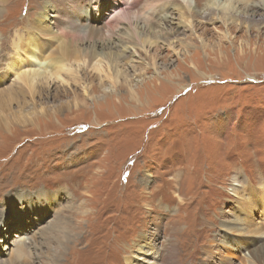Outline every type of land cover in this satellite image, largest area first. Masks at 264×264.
Wrapping results in <instances>:
<instances>
[{"label":"rangeland","instance_id":"rangeland-1","mask_svg":"<svg viewBox=\"0 0 264 264\" xmlns=\"http://www.w3.org/2000/svg\"><path fill=\"white\" fill-rule=\"evenodd\" d=\"M45 1L6 2L0 17L2 54L12 51L13 31L34 22L38 5ZM132 1L100 0L99 16L94 12L93 18L119 21L124 29L119 13ZM141 8L147 10L150 3L142 0L136 9ZM237 11V22L195 19L193 30L179 28L181 19L173 10L162 22L151 15L161 39L143 49L130 46L129 64H119L129 78H121L119 86L89 68L86 78L48 79L49 87H40L33 105L18 90L2 93L4 108L28 103L24 109L31 123L14 122L10 132L19 139L13 140L0 128L5 135L3 140L0 136V151L8 150L0 155V232L8 240L26 232L36 244L32 261L11 264H126V255L139 264H205L204 241L213 237L219 242L224 235L219 224L233 223L242 215L233 195L238 184L234 178L242 188L260 190L251 228L261 231L231 232L243 246L240 253L237 243L234 264L241 261L242 252H251L256 264H264V5L240 6ZM245 16L255 21L243 24ZM142 21L137 20L138 28L153 38ZM117 41L108 47L118 54L122 48ZM37 64L25 61L22 70ZM86 83L90 90L85 96ZM28 127L31 132L24 133ZM38 189L48 191L49 197L37 199ZM16 192L22 193L14 197ZM185 197H191L187 209L179 208ZM30 202L34 209L29 210ZM206 207L212 210L211 231L203 225ZM93 208L102 212L93 221L84 218L82 212ZM77 209L82 212L76 224L82 227L63 240L55 225L72 218ZM191 214L197 228L202 224L195 229L201 230L196 244L182 232ZM171 215L169 226L175 229L138 239L147 229L167 225ZM87 234L92 250L85 247ZM7 246L0 242L2 264H10L2 250Z\"/></svg>","mask_w":264,"mask_h":264},{"label":"bare ground","instance_id":"bare-ground-1","mask_svg":"<svg viewBox=\"0 0 264 264\" xmlns=\"http://www.w3.org/2000/svg\"><path fill=\"white\" fill-rule=\"evenodd\" d=\"M7 1L8 0H0V17L5 14ZM141 2L142 0H133L124 11L119 13V20L124 22V29L119 26V21H114L112 23H101L98 18H93L94 12L95 17L99 16L101 10L100 0H87L85 2H78L77 0H46L43 3L41 2V4L38 5L39 11L35 21H30L21 30L15 29L13 31L10 38V48H12V51L10 53L8 52V55L2 54L0 51V84L5 82L6 78H9V76L13 74L12 79L9 81L10 83L6 87H0V99L2 98V93L6 94L8 92L18 90L22 96L28 97V103L33 105L34 97L36 98V96L39 95L40 87L43 85L45 87H49L48 83H50V80L48 81V79H64L73 77L86 78V73L89 71V68H91L93 71H96H90L95 73L96 76L98 73H101L99 78H110L113 85L119 86L121 78H129L127 73L119 66V64L125 60L126 63L129 64L130 58L133 55V52L131 53L129 49L130 46L132 48L140 47L143 49L145 44H152L155 43L156 40L161 39V37L158 36L156 30L158 28L157 20H161V22L166 20V18L169 17L168 10H173L179 14L181 19V22L178 25L179 28L185 29L186 27H189L190 30H193L192 22L195 19L199 20L201 23L212 22L216 20V18H220L224 22H237L238 18L240 17V13L237 11L238 7L243 6L246 8L247 6L254 7L257 4L260 6L264 5V0H147L148 4L150 3V8L147 10H143L142 8L141 10H137L136 8L140 6ZM48 13L51 15L49 16ZM153 14L158 16L157 20L151 18V15ZM3 17L4 15L1 18ZM246 18L247 17L245 16V21L243 24L247 23L248 25L250 21H255V19L246 20ZM139 19H142L144 26L153 32V38L148 37L146 34L144 35L142 30L138 28L137 20ZM165 22L166 21H164V24ZM167 24L170 23L168 22ZM121 29H123V32H121ZM40 38L43 40L42 43H38ZM95 38H97L99 41H96ZM113 39L118 40L117 42L120 43L118 46H121L122 48L118 54L116 51H112L108 47L109 42H113ZM163 40H166V38ZM176 40L178 43L181 41L180 38H177ZM166 41L168 42V40ZM185 44L188 45V47L193 46L191 42H187ZM99 45L101 48L98 49L97 47ZM36 60H38L37 68H31V66H28L27 69L22 70V68L25 67V61H30L32 63ZM100 62L104 63V65H102ZM137 66L141 65L138 64ZM82 90L84 95L88 92V90H90L87 83L82 85ZM128 92L131 93L130 97H133V90L130 89ZM28 103H21V106L16 105L15 108L12 107L11 104H8L4 108L2 107V103L0 101V128L8 130L7 133L10 134L11 140H13L14 134H11L10 127L14 122L22 123L21 126L26 124L31 125L28 112H26V109H24L25 107L29 106ZM31 128L28 127L22 131L24 133H29L31 132ZM3 132H0L2 140L5 138ZM14 138L19 139L18 136H15ZM2 140L0 143H2ZM21 140H24V138ZM7 151L8 150L0 151V155L6 153ZM234 181L238 182V184L236 185V189H233V195L237 197V200H235L236 205L242 215L241 217L233 220V223H230L227 220V222H221L220 220L221 224L219 225L224 231V235L219 240V242H217V240L213 237L209 238L210 241H204L205 254L208 256V258H206L205 264H234L233 259L237 257L235 255L237 243H240L238 245L240 253L243 246L241 245V241H239L240 239L238 240L236 237H233L231 232L242 235H251L259 230L257 228H251L253 222L251 217L252 214L256 212V209H258L257 197L260 193V190H256L250 185L242 188L236 178H234ZM238 187H241V189ZM236 191L240 192L239 196L237 195ZM21 193L22 192H16L13 194V196L19 197ZM3 194L9 195L7 192H3ZM193 195V197H195V194ZM36 197L37 199L46 200L49 197V192L38 189L36 190ZM191 197H185V199L181 198V203L178 205V207L181 208V206H184L186 207L185 209H187V205L188 202H190L189 199ZM78 206H76V208ZM34 207H36L34 202H30L29 210L34 209ZM261 210L264 213L263 207H261ZM210 211L206 207L203 214V225L205 228H208L211 231L212 226L210 224ZM81 212V209H77L71 213L73 215L72 218L63 220L62 222L60 221V223L56 222L57 224L55 225V229L62 236L63 240L71 236L72 233L75 234V229L78 230L82 227L80 222L76 224V219L79 216H77V214ZM101 212L102 211L100 209L96 211L93 208L90 211L86 209L82 213L85 215L84 218H88L90 221H93L95 217ZM19 213L23 214L24 212L19 211ZM169 221L170 222L165 226H157L159 229H155L153 232H149V229H147V233H140L138 239L141 241H146V239L149 237L153 239L155 238L158 230L160 232H165L166 235V232L169 230V228L170 231L173 228L175 229L174 225L169 226L173 221L172 215L169 216ZM186 221L187 225L182 230V232L190 236L192 242L196 244L198 234L201 230L195 231L197 224L194 220L193 214H191V216ZM178 226L180 225L178 224ZM199 227L197 229H200ZM152 229L154 228H150L151 231ZM29 232L32 233L33 230ZM0 233V236H2L0 238V242H3V244L6 243V245H8L6 249L2 250H4L3 253H5V256H8L10 264L15 262L19 263V260L25 263H27L26 261L28 259L31 260L33 256V248L36 244L33 237H26L29 233L24 232L23 234L15 235L12 240H8L6 233ZM85 239L87 240L85 247L89 248V250H92L94 248V245L91 242L92 237L88 235ZM76 240L77 238H74L73 242H76ZM247 244L248 243H244L245 247L248 246ZM213 245L217 246V248L214 249ZM174 246L171 248V250L173 249L175 253L177 248ZM21 252H23L27 258L22 257ZM242 256H240V258H242L240 261L241 264H256L253 261L255 258L251 257V252H242ZM70 257H65L67 262L70 261ZM1 258L2 257L0 255V259ZM122 259L126 264H139L135 263L132 255L123 256ZM0 264L2 263L0 262Z\"/></svg>","mask_w":264,"mask_h":264}]
</instances>
